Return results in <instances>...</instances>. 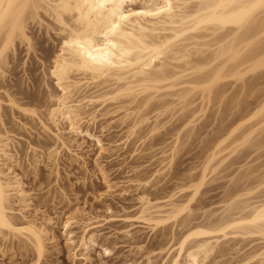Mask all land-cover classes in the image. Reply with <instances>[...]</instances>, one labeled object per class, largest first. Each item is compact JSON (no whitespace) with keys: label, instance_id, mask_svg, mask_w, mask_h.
Listing matches in <instances>:
<instances>
[{"label":"bare ground","instance_id":"obj_1","mask_svg":"<svg viewBox=\"0 0 264 264\" xmlns=\"http://www.w3.org/2000/svg\"><path fill=\"white\" fill-rule=\"evenodd\" d=\"M41 11L48 14L47 17L53 20L54 25L57 26L55 27L58 29V36H60L59 49L53 55L47 73V77L52 80L53 86H47V96L50 104L42 113L45 120L41 119V115L35 109H30L24 103L7 95V92L4 93L7 96L6 104L11 109H16L18 110L17 112L20 111L25 114V117L27 115L34 118L35 121L37 120L42 130H45V133L50 132L49 127L51 125L48 127L47 122L52 124L56 129L55 132H51L52 137H54L51 138L55 139V143H59L63 149H67L68 146L66 145L69 144L63 141V137L62 140L60 127L57 126L60 123L61 125H66V133L73 137L83 134L79 126L83 118L82 111L84 112L83 101L87 102L86 104H93L106 102L105 99L111 101L116 98H129L130 96L137 99L140 97L139 95H143L145 96L143 98L145 105L150 101H154L155 93L161 92L164 88L167 90L184 88L183 84L180 86L176 82L183 74L185 75L187 70H191L190 72L193 75L200 74L205 66L207 68V65L218 61L220 63L215 68L213 67L214 64L213 66L211 65L214 69L211 73L206 75L204 72L203 77L193 80L194 83H186L190 85V93L191 91H196V89L200 90L198 92L199 94L201 93L200 104H202L204 99L208 102L210 99L211 101L216 99L218 102L223 99L220 98L223 97L224 92V90L223 92L217 90L219 83L231 78L235 82L241 81L243 84L242 80L245 74L264 68V49H262L264 47H255L259 42L257 40L264 32V3L261 0H0V79L4 74L2 66L7 64L5 61L7 60L8 51H13L16 41L29 44L27 24L39 17ZM211 36L215 38V42ZM197 37L204 39H198ZM207 37H210L209 39L215 44L214 48L209 47L211 44L206 45L210 42V40H208L209 42L207 41ZM195 38L199 42L200 40L205 42L206 39L207 43L202 44L201 41L200 44L202 45L196 50L194 49L196 45L193 44L195 51L191 52L193 50H190L191 45L188 42ZM197 41L195 42L196 44L199 43ZM202 46H205L207 50L209 49L207 54H205L206 50ZM204 54L207 57L203 58L202 55L205 56ZM194 55L195 57L201 55L200 57L202 58H199L200 60L198 61H201L202 66L191 64L192 56ZM183 66L184 69L182 70ZM206 68L204 71L207 70ZM176 69L180 70L176 71ZM200 70L202 71L196 72ZM76 74L80 75V79L74 77ZM78 76L77 78H79ZM183 78L180 81L186 77ZM106 84H114L115 86L111 91L103 93L100 91L98 93L101 94L98 95L96 93L97 96L93 95L94 97L90 96L88 99L86 97L77 98L78 100L74 99L77 94H80L84 89L86 91V88L89 89L90 86L102 87ZM176 85L178 87L175 88ZM217 85L218 87L216 88ZM250 88L252 89L254 86ZM98 90L99 88H97ZM186 90L188 91V89ZM189 92L184 93L181 98H184ZM85 93L86 96L89 94ZM168 95L170 94L163 96L167 98ZM160 97L163 98L162 96ZM216 100L213 101L216 103ZM188 101L189 99L187 103L182 104L177 100L176 102H179L180 105H184L179 110L185 113L186 108L191 105ZM160 102V107L164 109L163 113L168 109L172 111V108L176 110L177 105L173 107L172 105H175L173 102L172 107L168 101L161 100ZM230 106L232 105L228 103L227 107ZM147 107H150V105ZM134 108L136 109V107ZM255 108V110L252 109L248 112H244L246 110L240 111V113H243L237 118L235 117L234 123L231 122L233 127H230V124L228 126L230 129L227 131L225 130L227 126L223 127L225 130H222L224 135L218 134L220 138L215 143L209 142L212 145H210L209 149L206 148L207 152L198 174L195 177L192 176L186 186L178 193H170L163 202L158 203L154 200L152 201L146 191V193L138 196L140 203L138 215L133 218H124L125 221L133 219L145 225L152 233L157 229L168 230V234L173 240H175L174 230L176 228L181 230L182 228L190 227L186 229L187 231L183 233L177 242H172L171 245L167 246L166 250L163 248L164 251L161 252L159 249L161 254L164 252V258H161L160 264H210L209 259L215 255L220 258H226L232 252L233 255L239 253L237 254L239 258L237 257L236 264H264V244L261 247L252 245L254 241L264 243V198L253 201L254 198L250 197L264 185V161L260 160V156L250 161V164L247 163L245 164L246 166H241L237 175L231 179V183L236 185L237 182L241 183L240 181H243L244 183L247 181L248 183L249 179L255 178L256 185L254 186V182L252 186L249 183L250 187H245L247 186L246 183L245 188L241 189V193L239 192V194L233 196L228 195V197L226 195L227 198L223 197L224 200L221 199L222 205L220 202V207L216 210V213L215 211H209L202 222L190 226L194 212L191 206L198 199L201 189L206 185L216 169L226 162L240 146L251 144H247V142L254 140L253 138L255 137L257 141H254V146L264 147V98L261 103L259 102V105H255ZM203 109L200 111L202 112ZM231 109L232 107H230ZM157 110H155L156 113ZM187 110V114L183 117L185 118L184 123H182L184 124L183 128L190 130L193 128L194 122L198 120L195 119V116L197 117V113L200 111L190 114V108H187ZM194 110L198 111V109ZM171 111H168V113L170 112L172 115ZM230 112L228 114L232 115V111ZM138 113L140 114V112ZM144 114L142 113V116L137 115L139 116L138 118L134 114L135 119H132L131 125L129 123L130 126H127L129 127L128 135H133L138 126L144 123L147 124L149 119ZM175 114L173 113V115ZM226 116L227 114L225 118ZM151 124L148 127L151 128L150 130L148 129L151 132L150 134L157 132L159 129L158 124L150 127ZM5 127L1 118L0 129L2 128L3 130L1 129L2 133L0 132V241L3 244L6 242L22 244V248L26 252L31 253L32 264H42L48 251L46 244V235L48 233L45 230L47 226H43L45 221L42 222L43 224H39L33 218L24 219L23 217L27 216L19 217L21 209L25 211L23 209H27V204L30 205L31 203L30 194L28 195L24 191L20 181L21 178L15 173V169L13 170L14 164L12 162L14 161H12L11 142L14 138L10 136L9 133L11 132L7 131ZM84 133L89 138H95L94 135L92 136L87 132ZM95 139L99 149L102 150L103 147L100 140L98 138ZM183 145L184 142L180 140L179 134H176L174 139L168 143L167 149L160 151V160H157L159 158L156 159V162H159L157 165L160 167V164H163V166L161 165L160 168L153 170L152 175L150 174L152 177L149 176V178L156 179L158 177L157 179H159L166 172L165 169L170 168ZM50 149L48 150L50 156L52 155L53 157L58 154L59 150ZM134 171H137V168ZM136 175L135 178L137 177ZM146 178L148 180H145ZM146 178L142 181L139 176V178L137 177L134 180V183L138 181L144 186L149 181L151 183L152 179ZM154 181H156L154 183L158 182L157 180ZM104 183L107 186L106 189L110 190L112 186H110L105 177ZM154 185L156 186V184ZM15 206L20 207V209L15 208ZM108 211L111 210L108 209ZM83 214L77 209L74 210L71 214L66 215L62 226L66 236L64 244L68 248V259L72 263L81 260L87 261L91 248L98 244V241H96L98 234L94 230H97L95 226L99 225V221H95L96 217L94 216V220L86 219L85 221L90 222L86 223ZM110 214L112 215L106 218L109 223L120 217H117L114 212ZM120 218L122 219L123 217ZM81 221L84 223H81L82 226L84 225L83 228L81 226V229H83L82 233L78 237L76 235L74 237L73 232L75 231H71L70 228L72 225L76 227V224ZM102 225L103 223L100 227ZM91 229L94 233L90 231ZM123 233L128 235L129 232L125 230ZM245 241L248 244L247 251L244 250L246 247L240 248ZM105 243L103 242V244ZM112 243L109 245H112ZM239 244L240 249L238 248ZM249 244L252 246L249 247ZM109 245L101 246L107 256L113 252L110 249L112 246ZM114 246L116 245H113V250ZM137 249L140 250L141 246H136ZM104 253L102 256H104ZM157 254L155 255L158 256ZM145 258L147 264H155L151 262L153 257L151 258L148 255Z\"/></svg>","mask_w":264,"mask_h":264},{"label":"rangeland","instance_id":"obj_2","mask_svg":"<svg viewBox=\"0 0 264 264\" xmlns=\"http://www.w3.org/2000/svg\"><path fill=\"white\" fill-rule=\"evenodd\" d=\"M42 12L43 11L40 12L39 17L27 24V35L30 39L29 44L16 41L13 51H8V54L6 55L7 60L5 61L7 64L2 66L4 76L2 75L0 79V119L2 118L6 126L5 129L11 132L9 134L14 138L11 142V148L13 149H11V152L13 153L12 161H14L12 163L15 165V168L13 165V170L15 169V173L21 178L20 181L22 182L24 191L27 192L28 195L30 194L29 198L31 203L29 202L30 205L27 204V209H23L25 211H22L21 209L19 217L22 218L23 216H27L23 217L24 219L33 218L34 221L37 220L38 222L36 221V223L39 224H43L42 222L45 221L43 226H47L45 227V230L48 233V236L46 235L48 251L42 264H147L145 262V257L148 255L151 256V258L153 257L151 262L160 264L161 260L164 258V252L162 254L161 252L166 250V247L171 245L172 242H177L183 233L187 231L186 229H189L190 227L182 228L181 230L174 228L175 240H173L168 234V230L157 229L152 233L150 229H147L148 227H145V225L140 224L133 219L125 221L124 218H133L138 215V209L140 207L138 196L140 194L146 193L147 191L146 194L152 201L154 200L161 203L170 193H178L186 186L192 176L195 177V175L198 174V170H200L201 163L207 152L206 148L209 149L210 145H212L209 142L215 143L220 138L219 135H224L223 131H227L230 127H233L232 124L234 123L233 120L235 117L237 118L243 113H240V111H251L255 108V105H259V102H262L264 98V95H262L264 94V68L255 70V72H250V74H245L242 80L245 84H242L241 81L237 83L231 78H228L229 80L226 79V81H224V79V82L219 83L222 89L220 88V85L219 87L218 85L216 86V88L218 87V91L223 92L224 90L223 97L220 98L223 99L219 100V103L216 99H212V101L210 99L211 102L204 99L202 104H200L201 100H199V98L201 99V93H198L200 90L196 89V91L194 90L190 93V85H187L191 82L194 83L196 79L203 77L204 72L206 75L211 73L214 70L213 67L215 68V66L220 63L218 61L213 63L214 66L210 63L213 67L207 65L209 68H206L205 66L202 69L203 71H196L198 73L202 71V74H196L194 72L196 75H193L190 72L191 70H187V74L184 72L185 75L183 74L180 78L182 79L183 77H186L185 79L183 78L185 81H180L179 79L176 82L180 86L183 84L184 88H176L178 85L175 86L176 89H168L170 91L164 88L162 91L160 90L161 92L155 93L156 97L153 98L155 99L154 101H150L145 105L143 101L145 96L143 95H139L140 97L137 99L135 97L131 98V96L129 98L122 97L123 99L116 98L111 101L105 99L106 102L103 101L104 103L100 101L102 103H89L90 105L83 101L84 112L82 111L83 118L79 125L83 134L73 137L69 133H66V125H61L60 123L59 126H57L60 127L61 138H64V140L63 138L62 140L66 144H69L66 145L68 146L67 149H63L60 147L59 143H55V139H52L54 137H52L51 132H55L56 129L52 124H48L47 122L48 127L51 125V128L49 127V133H45V130H42L37 120L35 121L34 118L27 115L25 117V114L20 111L17 112L18 110L16 109H11V107L6 104L7 94L17 99L19 102L24 103L30 109H35L38 114L41 115V119L45 120L42 113L50 104L47 96V86H53L52 80L47 77V73L52 62V57L59 49L60 36H58V29L56 28L57 26L54 25L55 23L53 20H51L50 17H47L48 14ZM212 37L213 36H211V38ZM197 38L204 39L201 37ZM209 38L210 37L206 38L207 41L210 40V42L208 41V44H206V39L205 42L202 40H200V42L202 41L201 43L206 45L211 44L209 47L214 48L215 44L212 43L213 41ZM198 39L195 38L192 39L193 41L190 40L191 42H188L191 45L190 50H193L191 52L199 49V46L202 45L197 41ZM213 39L215 42L214 37ZM196 41L199 43L196 44ZM257 41L259 42L255 47H264V32ZM193 44L196 45V48H194ZM259 44L260 46L258 47ZM202 48L206 50L205 54H207L209 49L207 50L205 46H202ZM198 56L199 55L196 57L195 55L192 56L191 64L193 63L192 65H198L200 67L201 61L199 62L198 60L202 57H207V55H202V57H200L201 55ZM187 67L189 68V66ZM187 67L185 68L187 69ZM205 68L207 69V72L204 71ZM183 69L184 66L182 70ZM179 70L176 69V71ZM77 76L78 74L74 75L76 79H80V75L78 76L79 78H77ZM231 81H234L235 84ZM185 84L188 87H186ZM250 84H252V86H250ZM114 86V84H106L102 87L90 86L91 88H86V91L85 89L83 90L89 93L87 96L86 93L82 91L81 93L84 94L82 95L80 93L82 96L77 94V97L75 96L74 99H81L83 97L88 99L90 96L92 97L93 95L97 96V94H101L98 93L100 91H102V93L111 91ZM253 86L254 88L251 89L250 87ZM110 87L111 89H109ZM97 88H99L98 91ZM186 89H188V91ZM4 92L7 93L5 94ZM186 92L189 93L184 97V100V98L181 97ZM167 94L173 95L171 96L172 98L170 95L168 96L171 99L168 96L167 98L163 96ZM186 98L187 100L189 99L188 103L191 104L189 105L190 107H187L188 109L190 108V114L206 108L203 109L202 112L200 111L197 113L198 118L195 116V119L198 120L194 122V126L190 130L183 128L185 119L183 117H185L184 115L188 112L187 108L185 113L184 111L182 112L179 110L184 106L182 104L187 103ZM161 100L168 101L170 106L174 103L175 105L172 106L175 107L177 105L176 110L172 108L173 112L168 109L163 113L164 109L160 107ZM177 100L182 104L180 105L179 102H176ZM213 100H216V103ZM228 103L232 105L230 106L232 107L231 110L230 107H227ZM149 105L150 107H147ZM200 105L203 106L200 107ZM134 107H136V109ZM144 107L147 108L145 109ZM154 109H158L157 113ZM194 109H198V111H195ZM137 111L140 112V114ZM168 111H171L172 115L170 112L168 113ZM230 111H232V115H230ZM228 112L230 113L228 114ZM126 113L128 117L126 116ZM142 113H145L144 116L147 115L149 121L147 124L144 123L138 126V129L136 128L137 130H135L136 132L134 131L133 135H128L129 127L127 126L131 125V121L132 119H135V115L136 118H138L139 116L137 115L142 116ZM173 113L176 114L173 115ZM224 113L225 115L227 114V116H230H226L225 118ZM198 115L201 117L199 118ZM149 124H151L150 127L158 124V131L150 134L151 132L149 130L151 128H148ZM230 124L231 126L228 127ZM225 126H227V129L224 130L223 127ZM1 129L0 132L3 130ZM84 132L98 138L103 149H99L95 138L87 137ZM176 134H179L180 140L184 142V145L175 157L170 168L167 170L165 169L166 172H164L159 179H157L158 177L152 179V171L160 168L161 165L163 166V164H160L159 167V165H157L159 162H156V159L160 156V151L167 149L166 147L168 143L174 139ZM253 139L254 140L247 142V144L251 143L249 144L251 147L246 144L240 146L235 153H233L226 162L221 164L214 174L210 176L206 185L201 189V194L198 199L191 206L194 212L190 226L202 222L204 216L209 211H215L216 213L220 204L222 205L221 199L224 200L223 197H226V195L228 197V195L233 196L239 194V192L241 193V189L246 185L247 181L244 183L243 181H240L241 183L237 182L236 185H233L231 179L237 175L241 166H246L245 164L253 161L255 158L260 156V160L262 162L264 161V147L254 146V141H257L255 140L257 138L255 137ZM50 148L57 149V151L59 150L58 154L53 157L52 155L50 156V152H48ZM157 160H160V158ZM136 168L137 171H134ZM102 173H104V175H102ZM135 175L138 178L140 176L142 181H144V178H149V176H151L149 180L152 179V181L151 183L149 181L150 184L148 183L145 186L138 181H135L134 183V180L137 178H135ZM104 177L110 183V186H112L110 190L106 189L107 186L104 183ZM145 180L148 179L146 178ZM154 180H157L158 184L154 183L156 182ZM255 180V178L249 179V182L245 187H250L249 183L252 186L254 182L255 186L257 183ZM152 182L153 187L151 186ZM154 184H156V186ZM183 192L187 193L186 191ZM250 197L254 198L253 201H255V199H263L264 185L255 191ZM15 208L20 209L18 206H15ZM76 209L84 213V221L86 219L94 220L95 217V221H99V227L96 225L95 229L97 230H94V232L97 231L95 233L98 234V236H96L98 244L97 246L94 245V248H91L90 254L88 253L90 255H88L89 261L81 260L72 263L68 259V248L64 244L66 236L62 226L65 221L64 219H66V215L71 214ZM108 209L111 211H108ZM109 212H114L117 217H123V220L119 217L121 220L117 218V221L115 220L114 222H111L110 220L111 223H109V220L107 219V221L106 218L113 214H110ZM97 218L98 220H96ZM104 220H106V223ZM101 221H103V225L100 227L102 224ZM85 222L90 223L89 221ZM81 223L83 222L81 221L76 224V227L75 225H72L70 228L71 231L76 232H73L74 237L75 235L77 237L81 235V231L83 230L81 229ZM83 227L84 225L82 228ZM72 228L75 229L72 230ZM125 230L129 232L128 235L123 233ZM90 231L93 232L92 229ZM52 238L56 239V241H54V239L52 240ZM51 241L54 242L52 243ZM247 241L243 243L241 242V247L239 244L238 248L240 247L242 249L246 247L244 250L247 251ZM103 242L107 243L103 244ZM54 243L57 245L55 246ZM111 243L112 245H109ZM263 244L264 243L261 241H254L252 245L254 247H261ZM105 245L112 246L110 249L111 252H113L110 253L112 255H108L109 257L101 248V246ZM113 245H116L114 246V250ZM252 245L249 244V247ZM20 246L22 248V244H11L9 242L3 244V242L0 241V264H32L31 253L28 251L27 253L26 250L24 248L21 249ZM136 246H141V249L136 250ZM163 248L165 249L163 250ZM92 249L94 250L92 251ZM159 249L161 252H159ZM100 253L102 254L100 255ZM103 253L104 256H102ZM232 253L229 254L230 256H226V258H220L217 257L218 255H215V258H210L209 262L210 264H223L224 262L226 264H236L238 257L237 254L239 253H236L235 255ZM228 258L230 259L228 260ZM82 261L87 263H83Z\"/></svg>","mask_w":264,"mask_h":264},{"label":"snow or ice","instance_id":"obj_3","mask_svg":"<svg viewBox=\"0 0 264 264\" xmlns=\"http://www.w3.org/2000/svg\"><path fill=\"white\" fill-rule=\"evenodd\" d=\"M262 3H264V0H261Z\"/></svg>","mask_w":264,"mask_h":264}]
</instances>
